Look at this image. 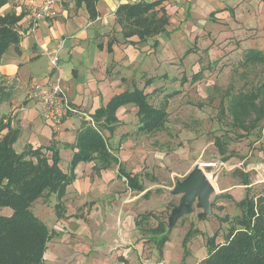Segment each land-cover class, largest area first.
Wrapping results in <instances>:
<instances>
[{"label":"crops","instance_id":"obj_1","mask_svg":"<svg viewBox=\"0 0 264 264\" xmlns=\"http://www.w3.org/2000/svg\"><path fill=\"white\" fill-rule=\"evenodd\" d=\"M42 1L9 0L2 9L22 14V19L18 46L9 47L0 61V116L6 118L11 129L19 130L13 145L16 152L27 147L52 146L58 151L59 166L65 173L74 152L77 131L87 122L84 114L92 117L111 98L134 89L150 95L174 79L179 85H194L203 72L198 80H192L201 71L197 69L199 63L192 66L193 56L207 49L211 39L221 41L225 35L223 30L231 24H256L250 18L238 19L245 0H163L162 7L169 17L166 31L140 43L135 37L122 38L114 11L122 4L157 0H100L94 21H89L84 7H76L73 0H56V17L34 25L32 14ZM246 1L251 5L256 2ZM193 45L198 48L196 54H193ZM53 55L59 58L57 72L63 92L72 107L80 112L69 114L57 131L41 117L38 103L28 98L32 83L47 82L49 59ZM188 72H191L189 78ZM166 102L168 107L167 99ZM136 113L137 109L131 105L120 108L116 113L117 128L111 136L106 134L111 153L122 168L123 163L132 166L137 151L129 150V139L121 146L122 140L128 137L126 126L121 124L135 121L138 127ZM118 132L121 135L115 149L111 139ZM96 166L90 162L75 167L73 181L60 200L62 216L56 214L58 200L53 194L31 205L32 214L51 234L44 264H142L144 243L150 238L156 254L164 253L168 237L163 246L158 243L162 235L167 236L165 223L150 211L153 207L147 206L152 200L162 204L163 198L148 197L151 191L143 180L147 175H141L139 165L125 171L136 176L142 186L140 191L131 190L125 177L118 175V165L103 170ZM120 188L126 191L118 193L124 190ZM150 217L157 221L156 225L148 224ZM161 222L164 234H154L153 230ZM192 235L185 245L187 256L183 259L182 254L178 264H185L186 258L191 257L188 243ZM181 249L184 252L182 244ZM205 256V251L200 258L195 255L192 264H198Z\"/></svg>","mask_w":264,"mask_h":264},{"label":"rangeland","instance_id":"obj_2","mask_svg":"<svg viewBox=\"0 0 264 264\" xmlns=\"http://www.w3.org/2000/svg\"><path fill=\"white\" fill-rule=\"evenodd\" d=\"M240 11L239 20L250 18L256 24H231L223 30L225 35L221 41L211 39L212 44L200 54H196L198 48L193 45L196 55L192 66L199 63L197 69L203 72L197 83L183 86L174 79L149 95V101L156 107L168 101V120L161 131L142 135L136 132L135 121L121 124L128 131L121 146L129 139V150L137 151L132 166L139 165L141 175H147L143 180L151 191L148 197L163 198L162 204L152 200L147 206L153 207L150 211L165 223L168 242L160 256L151 238L144 243L142 264H178L188 229H192L193 242L188 243L191 257L186 258L185 264H192L195 255L200 258L206 252L207 239L223 242L228 224L221 221L239 215L238 203L245 191L244 176L255 193L264 195V116L257 123L249 122L255 118L249 116L244 125L246 129L242 130L233 124L227 111L233 97L252 94L264 83V64L248 67L242 64L247 50L254 48L264 52V0H256L253 5L245 0ZM171 93L175 94L167 97ZM255 104L264 108V94ZM120 135L118 132L111 139L115 149ZM216 143L221 145L222 152ZM126 164L123 163V169L132 170V166ZM195 169L202 171L213 188L208 200L210 214L199 218L203 210L194 202L189 214L169 226L171 211L181 198V195H173L172 190ZM122 189L118 193L126 191L125 188L119 190ZM11 213L9 208H0V216L7 217ZM147 221L152 226L157 222L151 217Z\"/></svg>","mask_w":264,"mask_h":264},{"label":"trees","instance_id":"obj_3","mask_svg":"<svg viewBox=\"0 0 264 264\" xmlns=\"http://www.w3.org/2000/svg\"><path fill=\"white\" fill-rule=\"evenodd\" d=\"M73 1L76 7H84L89 21L97 18L96 5L100 0ZM162 1L119 5L114 17L122 38L128 40L135 37L143 43L164 33L169 17L162 7ZM8 4L9 0H0V61L9 47L16 48L21 40L19 23L22 14L17 15L13 10L3 11ZM258 64H264V52L248 50L243 56V65ZM201 74L202 71H199L192 76V80H198ZM263 94L264 83L252 94L233 97L227 108L233 124L245 130L249 116H255L249 120L251 123L260 121L264 108L257 106L255 101ZM1 96L0 89V102ZM129 105L137 109L138 134L156 133L167 123L166 101L155 107L150 103L149 95L137 89L114 96L94 112L91 117L93 124L85 122L77 131L67 173L60 168L58 151L52 146L27 147L22 152H16L13 145L19 130L11 129L6 118L0 116V208L12 211L10 216H0V264H44L43 256L51 234L32 214L30 207L39 198L53 194L58 200L56 214L62 216L60 200L73 181V170L78 164L95 162L98 170L118 165V175L125 177L128 187L142 190L137 177L126 173L118 164L106 136H111L118 126L117 111ZM217 146L222 152L221 145ZM242 179L245 191L244 198L238 203L239 215L221 221L228 224L223 242L215 243L213 239H207L206 256L198 264H264V195L255 193L245 176ZM153 232L164 234V223H158ZM191 234L189 230L183 240V259L187 256L185 245ZM166 241L167 236L162 235L158 245L161 247Z\"/></svg>","mask_w":264,"mask_h":264},{"label":"built area","instance_id":"obj_4","mask_svg":"<svg viewBox=\"0 0 264 264\" xmlns=\"http://www.w3.org/2000/svg\"><path fill=\"white\" fill-rule=\"evenodd\" d=\"M56 0H43L40 6L32 14L34 25L40 21L54 19L56 17ZM59 58L53 55L49 59L50 71L46 83H32L28 98L40 106L41 117L49 121L55 131L69 114H80L72 107L62 89L61 78L58 71ZM87 122L93 124L89 115H83Z\"/></svg>","mask_w":264,"mask_h":264},{"label":"water","instance_id":"obj_5","mask_svg":"<svg viewBox=\"0 0 264 264\" xmlns=\"http://www.w3.org/2000/svg\"><path fill=\"white\" fill-rule=\"evenodd\" d=\"M213 192L211 184L208 182L202 171L195 169L191 171L185 179L177 182L172 190L173 195H181L179 204L171 211L169 226L175 224L177 220L191 212V205L196 202L197 207L203 210L200 217L210 214L209 196Z\"/></svg>","mask_w":264,"mask_h":264}]
</instances>
